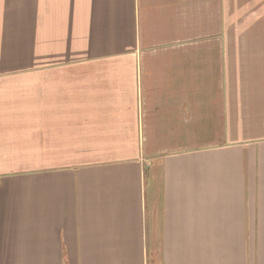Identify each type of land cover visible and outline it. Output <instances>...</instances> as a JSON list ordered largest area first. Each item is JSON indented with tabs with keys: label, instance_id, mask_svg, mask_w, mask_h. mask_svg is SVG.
Wrapping results in <instances>:
<instances>
[{
	"label": "crops",
	"instance_id": "crops-1",
	"mask_svg": "<svg viewBox=\"0 0 264 264\" xmlns=\"http://www.w3.org/2000/svg\"><path fill=\"white\" fill-rule=\"evenodd\" d=\"M0 60V264H264V0H0Z\"/></svg>",
	"mask_w": 264,
	"mask_h": 264
},
{
	"label": "rangeland",
	"instance_id": "rangeland-1",
	"mask_svg": "<svg viewBox=\"0 0 264 264\" xmlns=\"http://www.w3.org/2000/svg\"><path fill=\"white\" fill-rule=\"evenodd\" d=\"M0 62H1V60H0ZM1 65H2V63H1ZM2 76H0V78H1ZM10 91V90H9ZM9 91H7V92H3V93H1L0 94V102H3L4 100H5V97H6V95L9 93ZM0 92H1V90H0ZM12 95H13V100L14 101H17V94L14 92V91H12ZM10 102H12V101H7L3 106H2V108H0V128L1 127H10V126H15L14 124L15 123H12V122H10V120L11 119H13V115H15V116H19L18 114H16V113H18V111H21V113H23V114H21L20 116H26L27 115V107L26 106H22V107H8V104L10 103ZM7 115H10V117L9 116H7ZM260 125H264V124H260ZM22 126H25V124H22ZM21 126V127H22ZM23 135H24V137L26 138V140H27V137H28V135H27V133L25 132V131H23ZM0 150L2 151V152H4V151H9V152H13L14 150L13 149H11V148H8L7 147V145L4 143L3 144V146L2 147H0ZM19 156H22L23 158H24V162H26L27 161V159H28V157H29V155L28 154H26V153H10V158H12L13 160H17L18 161V158H19ZM34 161H36V162H38V163H43V160H41V159H38V158H35L34 156H32V163L34 162ZM32 166H34V164L32 165ZM4 172L5 171H0V179L2 178V176H3V174H4ZM25 172V171H24ZM24 172H16V174H23ZM28 172H32V173H34L35 171H28ZM27 173V172H26ZM5 175H9V174H5Z\"/></svg>",
	"mask_w": 264,
	"mask_h": 264
}]
</instances>
